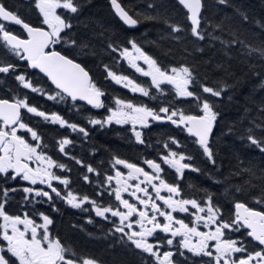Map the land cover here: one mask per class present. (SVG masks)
<instances>
[{
    "label": "snow or ice",
    "instance_id": "snow-or-ice-1",
    "mask_svg": "<svg viewBox=\"0 0 264 264\" xmlns=\"http://www.w3.org/2000/svg\"><path fill=\"white\" fill-rule=\"evenodd\" d=\"M217 2L224 5L227 0ZM109 3L128 28L136 27L141 17L162 19L167 33L160 41L170 46L164 49L162 43L153 41L160 49L157 54L134 37L121 40L104 36L103 31H78L88 27L79 19L82 0H27L35 22L20 14L19 5L0 0V83L12 80L16 84L0 96V264H104L67 243L56 230L53 214L60 212V204L87 213L86 224L99 218L107 226L109 246L134 253L139 264H189L187 254L200 264H264V100L258 105L259 117L249 121L242 135L261 153L260 166L249 162L240 167L241 161L235 171L223 174L215 143L222 126L223 97L239 83L229 71L231 61L238 60L248 73L264 77V39L254 43L256 37L225 20L212 24L213 31H208L204 0H176L185 17L182 23L169 22L159 12H132L121 0ZM154 7L149 0L147 8ZM247 19L242 16L241 23ZM217 29L227 39L214 35ZM100 37L101 42L95 43ZM205 41L208 48L217 41L220 45L221 59L204 61L224 73L211 83L189 60L204 53ZM104 55L111 59V63L101 60L104 81L134 97L160 99V103L136 102L104 88L87 63L89 56ZM250 58L258 59L259 65ZM122 62L131 74L114 70ZM30 94L62 104L69 112L90 115L86 124L73 122L60 111L31 103ZM169 96L189 107H177ZM249 111L245 108L246 114ZM37 117L45 124L71 130L82 144L92 130L127 125L130 138L146 152L153 145L143 130L170 125L187 134L185 139H191L196 154L186 151L176 136L166 134L157 141L155 155L147 153L132 161L112 154L107 167L103 160L93 165L72 154L77 141L69 135H60L49 144L39 130L40 123L33 122ZM198 156L204 167L196 163ZM69 162L79 166L80 179L92 187L91 195L72 190ZM190 173L207 175L213 185L222 186L224 199L209 188L191 184L186 188L184 179ZM232 177L241 180L232 182ZM17 195L20 199L10 211ZM72 227L84 231L81 225Z\"/></svg>",
    "mask_w": 264,
    "mask_h": 264
},
{
    "label": "trees",
    "instance_id": "trees-1",
    "mask_svg": "<svg viewBox=\"0 0 264 264\" xmlns=\"http://www.w3.org/2000/svg\"><path fill=\"white\" fill-rule=\"evenodd\" d=\"M10 4L19 5L20 14L26 19L35 22V15L27 9V0H8ZM83 8L80 21L86 24L88 27L85 29L83 26L78 30L80 32H90L95 30L96 32H104V36L113 35L121 40L124 37L136 38L146 50L159 54L160 49L153 44V41L162 43L164 49H167L170 45L166 41H160L162 36L167 33V26L162 19L145 20L140 18V23L134 30L126 29L115 17L110 8L109 0H82ZM125 5L132 7V12H141L144 15H156L157 12L161 16H167L169 22H183L185 17L183 12L176 7V0H151L155 7L153 9L147 8L149 0H121ZM205 3V16L208 18V31H213L211 25L221 20H225V23H231L238 27L242 32L251 37L257 39L254 43H259L260 39H264V0H227L224 5L218 4L217 0H204ZM246 15L247 21L241 23V17ZM227 18V19H225ZM214 35H220L222 38L227 39V35L221 33L219 29L214 31ZM103 37L95 40V43L99 44ZM206 43L202 42L201 46H205V51L202 54H194L189 57V60L193 61L201 75L208 76V82L211 83L217 78L224 76V73L219 70H214L212 64H205L209 57H213V61H219L221 59L220 53L217 49L220 47L219 42H214L213 48L206 47ZM191 50V45H189ZM215 53V55H214ZM3 57V52H0V58ZM166 63L167 60L161 57ZM252 62L259 65V60L250 58ZM101 60L105 63H111V59L104 55L103 57L97 56L95 58L89 56L87 63L92 69V74L102 84V86L109 90V92L115 95L123 96L129 99H135L136 102H145L149 104H159L160 99L155 101H149L147 98L140 97L138 94L134 97L132 93L126 89L121 88L119 85H115L111 82H106L103 79V68L101 66ZM114 70L117 72H124V74H131L130 69L126 63L116 64ZM229 71L235 74V77L239 79V83L235 88L231 89L224 97L221 107L222 126L217 129L218 139L215 141L217 150L219 152L218 163H222L223 168L221 172L227 174L229 171H235L239 162L240 167H245L249 162L261 165V153L254 146L250 145L246 140L242 139V135L247 127L250 126L249 121L258 118V105L261 100H264V87H262V81L264 77L257 76L255 74L248 73L245 64L240 63L238 60L231 61V67ZM141 81H146L147 78L139 77ZM229 83H234L233 79H228ZM14 81L9 80L6 83H0V96H3L8 88H15ZM26 91V90H25ZM231 96V101L228 100V96ZM30 102L41 107L44 110L60 111L66 118L73 122L80 124H86V118L90 115L87 111L72 112L68 111V108L62 104H55L52 101H46L43 97L37 94H30ZM163 99V98H161ZM169 101L176 103L177 107L188 108L187 103H180L179 100H173L172 96L167 97ZM245 108L250 109L246 114ZM96 110H93L95 113ZM34 123H40V129L43 131L49 144L53 142L54 138H58L60 135H69L70 138L76 139V147L72 149V154L80 157L87 163L98 165L100 161H105L104 167H107V161L112 154L119 155L121 158H128L132 161H136L142 158L147 153L156 154L157 141H162L166 134H171L179 139L186 151L196 154V148L192 144L191 139H185L186 133H182L175 129L174 126H153L151 129H144L145 139L153 147L148 149L147 152L142 145H136L134 138L131 137L128 127L113 126L111 129L104 130H92L90 132L89 140L86 143H81L76 133H72L71 130L60 129L59 126H53L41 122L40 118H34ZM257 122L259 120L257 119ZM127 126V125H126ZM90 127V126H89ZM229 127L233 128L232 132H229ZM96 151L93 154L92 149ZM203 158L197 157L196 163L204 167L202 163ZM72 167L70 177L73 181L71 188L73 191L79 193L92 194V187L84 184L80 179L82 171L78 165L74 162H69ZM219 179H224V175L218 176ZM246 179V177H244ZM241 177H232V182H239ZM193 185L197 188H209L213 192L221 194L223 198V187L213 185L211 179L207 175H201L198 173L186 174L184 179V185ZM20 197L17 195L13 198V204L10 211L15 210V201H18ZM229 199H231L229 197ZM250 199V198H249ZM225 203L228 201L225 200ZM47 206H45L46 208ZM60 212L54 213L56 219V230L60 235L66 239V242L76 247L79 251L93 254L99 257L104 264H139V258L132 252L122 249L120 247H110V241L105 238L107 232V226L96 218L95 223L86 224L87 213H81L77 209L68 208L66 205L60 204ZM94 215V214H93ZM73 225H81L84 227V231L73 230ZM91 233V235H89ZM191 260V262H190ZM200 264L198 258L189 259V264Z\"/></svg>",
    "mask_w": 264,
    "mask_h": 264
},
{
    "label": "water",
    "instance_id": "water-1",
    "mask_svg": "<svg viewBox=\"0 0 264 264\" xmlns=\"http://www.w3.org/2000/svg\"><path fill=\"white\" fill-rule=\"evenodd\" d=\"M110 7H111V5H110ZM111 10H112V12H113V14L115 15V17L118 19V21L123 25V23L119 20V18L116 16V14H115V12H114V10L112 9V7H111ZM126 29H128V30H134L135 29V27L134 28H128L127 26H125V25H123ZM18 27V26H17Z\"/></svg>",
    "mask_w": 264,
    "mask_h": 264
},
{
    "label": "flooded vegetation",
    "instance_id": "flooded-vegetation-1",
    "mask_svg": "<svg viewBox=\"0 0 264 264\" xmlns=\"http://www.w3.org/2000/svg\"><path fill=\"white\" fill-rule=\"evenodd\" d=\"M183 144V143H182ZM169 179H171V177H169ZM189 257H190V259H191V255L190 254H187Z\"/></svg>",
    "mask_w": 264,
    "mask_h": 264
},
{
    "label": "rangeland",
    "instance_id": "rangeland-1",
    "mask_svg": "<svg viewBox=\"0 0 264 264\" xmlns=\"http://www.w3.org/2000/svg\"><path fill=\"white\" fill-rule=\"evenodd\" d=\"M191 259H194V258H191ZM190 262H191V260H190Z\"/></svg>",
    "mask_w": 264,
    "mask_h": 264
}]
</instances>
